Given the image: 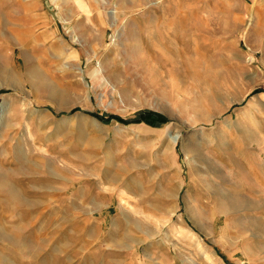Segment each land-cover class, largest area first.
I'll return each instance as SVG.
<instances>
[{"label": "rangeland", "instance_id": "rangeland-1", "mask_svg": "<svg viewBox=\"0 0 264 264\" xmlns=\"http://www.w3.org/2000/svg\"><path fill=\"white\" fill-rule=\"evenodd\" d=\"M0 169V264H264V0H0Z\"/></svg>", "mask_w": 264, "mask_h": 264}, {"label": "crops", "instance_id": "crops-1", "mask_svg": "<svg viewBox=\"0 0 264 264\" xmlns=\"http://www.w3.org/2000/svg\"><path fill=\"white\" fill-rule=\"evenodd\" d=\"M9 175L10 174H4V172L0 169V189L3 191V190H6L7 192H6V194H8V193H10L11 195V197H13L14 198V195L16 196V197H18L17 196V194H16V192L12 189V187H11V182L9 181V179L13 182V181H15V179H14V177H9ZM42 196H46V195H48L47 193H43V194H41ZM2 203H7L8 205H9V203H12V199H6L4 202L2 201L1 202V204ZM1 211H3V210H1ZM80 218L81 219H78V217H76V219H74V220H70V221H68L67 223L69 224V225H71L72 227H74V229H76L77 231H79V232H81V229H83L84 227L85 228H87V229H89L88 227H92L93 226V222H97V221H92V219H87L86 220V223H84L83 222V217L82 216H80ZM83 223H84V225H83ZM34 225V227H36L35 226V223L33 224ZM30 227H31V225H30ZM95 227H97V226H94V228ZM92 229V228H91ZM76 230L74 231V232H76ZM32 232L30 233L29 231L28 232H26V235L24 234V236L22 235V239L21 240H28V242H31V239H34V241L36 240V236H38V235H35L36 234V232H34L33 230H31ZM90 235H91V238H92V235H93V231L91 230L90 231ZM19 242H22V241H20L19 240ZM27 242V241H26ZM17 244V246H18V242L16 243ZM28 248V247H27ZM35 250V249H34ZM15 253V255H17L18 257H19V249H18V247H17V250L14 252ZM28 254L30 255V256H32L33 255V253H29V251H28Z\"/></svg>", "mask_w": 264, "mask_h": 264}, {"label": "bare ground", "instance_id": "bare-ground-1", "mask_svg": "<svg viewBox=\"0 0 264 264\" xmlns=\"http://www.w3.org/2000/svg\"><path fill=\"white\" fill-rule=\"evenodd\" d=\"M79 6H80V4H79ZM84 9V8H83ZM173 136V139L175 140L176 138H177V135L176 134H174V135H172ZM193 235V234H192Z\"/></svg>", "mask_w": 264, "mask_h": 264}]
</instances>
